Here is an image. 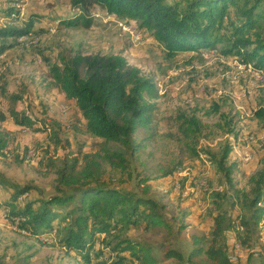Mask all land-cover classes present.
I'll use <instances>...</instances> for the list:
<instances>
[{"label": "rangeland", "instance_id": "374dc122", "mask_svg": "<svg viewBox=\"0 0 264 264\" xmlns=\"http://www.w3.org/2000/svg\"><path fill=\"white\" fill-rule=\"evenodd\" d=\"M5 2L7 7L2 4L0 8V27L21 26L31 14L41 18L33 24L31 34L17 38L13 46L0 53V87L5 88V96L0 91V110L6 112L13 106L10 93H22V99L16 103L18 109L46 119L47 123L56 121L60 127H54V142L50 130L34 131L7 117L0 126L7 140L0 154V175L31 187L30 192L19 197L21 202L57 193L55 168L46 165L47 158L59 164L63 156L97 151L102 139L86 131L80 111L53 82L49 68L59 63L61 55L120 54L143 75L156 81L158 97L154 100L156 110L152 120L155 138L140 152L131 156L129 153L125 171L107 167L106 176L110 182L137 193H144L143 189L149 185L147 195L162 205L161 211L173 229V234H169L165 229L144 231L141 227H129L124 233L148 241L157 254L163 242L186 254L192 247V235H209L211 231L208 215L213 207L211 192L231 193L224 173L216 172V167L200 151L219 156L227 142L233 143L227 165L238 164L232 179L239 189L247 186L260 159H264V144H260L264 141V117L257 115L260 109L264 110V73L244 66L236 56L220 54V46L219 50L204 49L192 56L180 52L169 57L149 31L137 28L136 21L109 15L98 6L91 8L90 26L82 22L65 26L59 20L78 12L69 0ZM9 7L18 10L12 22L3 18ZM229 10L231 14L232 7ZM131 26L141 30L140 40L130 37L127 29ZM2 43L13 42L11 38H0ZM191 117L196 119L197 126L193 127V136L187 138L178 127L180 121ZM41 127V123L35 125L37 129ZM230 128L233 132H229ZM187 143L196 147L198 156L191 154ZM170 169L172 174H164ZM10 193L0 186V200L7 199ZM6 214V210L0 209V264H81L79 256L60 246L55 229L37 238L25 236L17 231L18 220H11ZM14 220L17 228L11 226ZM236 235L234 229L227 231L229 243L237 242L238 264L264 263V219L249 242L243 243Z\"/></svg>", "mask_w": 264, "mask_h": 264}, {"label": "trees", "instance_id": "16d2710c", "mask_svg": "<svg viewBox=\"0 0 264 264\" xmlns=\"http://www.w3.org/2000/svg\"><path fill=\"white\" fill-rule=\"evenodd\" d=\"M69 2L78 12L60 19L61 25L82 22L90 26L91 8L98 6L109 15L136 21L141 30L152 34L169 57L179 52L196 53L220 46V54L236 56L253 71L264 73V0ZM229 7H232V15ZM17 15L18 10L9 7L3 18L12 22ZM40 18L31 14L21 26L0 27V38H11L13 42L2 43L0 53L13 46L20 36L31 34L33 24ZM49 74L65 97L74 101L85 120L86 131L101 138L102 145L99 150L81 156H63L59 164L47 158L46 165L55 168L57 193L45 199L26 198L21 202L19 197L30 192L31 187L13 183L0 175V186L11 192L7 199L0 200V209L6 210L11 220H18L17 231L37 238L55 229V239L58 238L60 246L79 256L81 264H238L237 242L229 243L227 231L234 229L236 239L239 237L247 243L259 229L264 219V159H260L247 186L239 189L232 179L238 164L227 165L234 144L227 142L219 156H210L201 150L205 160L216 167V172L224 173L231 193L211 192L213 207L208 210L211 231L209 235H192V247L186 254L164 242L159 244L157 254L148 241L133 239L124 233L129 227H141L144 231L165 229L173 234L161 211L162 205L147 195L149 185L143 189L144 193H137L110 182L106 176L107 167L125 171L129 153L131 156L140 152L154 140L156 81L143 75L120 54L61 55L59 63L50 66ZM0 91L5 96L4 86ZM21 99L22 93H10L13 106L6 112L0 110V126L10 117L21 127L50 130V138L56 142L55 128L60 127L59 123H47L46 119L32 117L24 109H18L16 103ZM257 115L264 117V110L260 109ZM180 122L178 131L187 138L192 137L196 119L191 117ZM39 123L41 129L35 128ZM228 130L233 132L232 128ZM6 146L7 140L0 131V154ZM186 146L191 154L199 155L195 146L188 143ZM172 172L170 169L164 174Z\"/></svg>", "mask_w": 264, "mask_h": 264}, {"label": "built area", "instance_id": "2783aa9c", "mask_svg": "<svg viewBox=\"0 0 264 264\" xmlns=\"http://www.w3.org/2000/svg\"><path fill=\"white\" fill-rule=\"evenodd\" d=\"M2 4L5 5L4 7H7V3L5 2V0H0V8L2 7ZM129 23L130 24H136L137 22L136 23L135 22H129ZM137 28H139L138 24H137ZM137 28L134 29V27L131 26L130 29H127L129 31L130 37H134L135 41H138L141 38V30H138ZM243 65L245 66V64H243ZM199 90H200V92H205L204 89H199ZM246 150H247V148H246ZM246 159H252V158H246ZM11 226L13 228H17V221L16 220L12 221ZM48 236L51 237V234H49ZM49 237L46 236L45 237L46 240H48Z\"/></svg>", "mask_w": 264, "mask_h": 264}, {"label": "crops", "instance_id": "0c3cea01", "mask_svg": "<svg viewBox=\"0 0 264 264\" xmlns=\"http://www.w3.org/2000/svg\"><path fill=\"white\" fill-rule=\"evenodd\" d=\"M20 37H23V36H20ZM20 37H19V38H20ZM179 53H180V52H179ZM181 53H183V54H187V53H188V54H191L190 56H192V54H195L194 52H181ZM71 101H73V100H71ZM41 235H42V234H41Z\"/></svg>", "mask_w": 264, "mask_h": 264}, {"label": "bare ground", "instance_id": "6f19581e", "mask_svg": "<svg viewBox=\"0 0 264 264\" xmlns=\"http://www.w3.org/2000/svg\"><path fill=\"white\" fill-rule=\"evenodd\" d=\"M32 154H33V151H32ZM25 195H26V193H25ZM25 198V197H24Z\"/></svg>", "mask_w": 264, "mask_h": 264}]
</instances>
